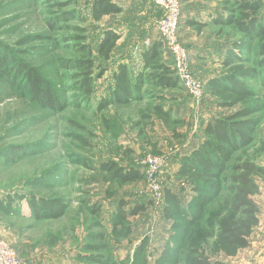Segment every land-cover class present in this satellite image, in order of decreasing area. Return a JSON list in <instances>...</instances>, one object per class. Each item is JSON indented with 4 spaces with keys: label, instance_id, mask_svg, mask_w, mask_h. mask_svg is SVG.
I'll return each instance as SVG.
<instances>
[{
    "label": "rangeland",
    "instance_id": "1",
    "mask_svg": "<svg viewBox=\"0 0 264 264\" xmlns=\"http://www.w3.org/2000/svg\"><path fill=\"white\" fill-rule=\"evenodd\" d=\"M69 1L0 0V43L13 56L37 68L65 103L62 111L44 109L0 76V154L11 146H22L27 152L15 163L0 159V196L32 193L60 197L69 204L62 218L42 222L31 217L27 201L19 203L20 214L0 212V228L6 240L25 264H85L81 255L89 253L87 245L91 242L104 244L115 264H131L135 259L145 261L144 264H159L167 247L181 253L175 254L176 261L164 264H187L186 255L194 246L233 264H264V180H260L262 193L255 197L262 228L255 229L248 248L228 257L218 240L209 236L213 224L221 219L217 216L221 198H215L202 219L190 225L186 232L174 230L173 221L166 220L161 208L154 206L120 221L116 215L121 201L127 203L126 208H131L134 203L152 199V192L145 179L123 184L112 180L100 167L102 162L114 160L125 168H142L146 155H160L166 158L159 175L161 187L171 185L179 189L176 170L182 157L203 139L205 124L215 115H227L256 104L262 106V111L256 114L261 120L257 140L237 153L236 158H254L264 165V68H260L261 76L247 80L253 95L233 107L220 106L217 96L210 92L198 101L183 88L162 90L148 84L142 100L100 110V101L110 97L111 64H105L109 68L96 78L94 94L88 102L77 88L75 71L61 69L58 62L81 55L76 50L77 43L83 41L80 37H86L87 42L96 46L103 29L112 25L125 31L119 46L129 42L125 46L126 57L133 55L128 61L139 69V51L143 43L149 45L159 37L162 13L146 14L153 7L149 0H117L125 7L123 13L94 21L89 3L92 0H73L72 4ZM227 1L236 0H181V43L189 48L202 45L204 57L206 51H211L208 61L191 53L192 72L204 82L228 71L221 65L216 50H220V59H223L227 47H232L241 34L225 27L219 35V27L213 24L198 32L195 27L185 25V21L189 18L209 21L212 16L227 13L223 8ZM74 9L81 13L84 21H58L62 13ZM261 15L264 17V7ZM134 23L138 27L127 34L128 26ZM53 24L57 26L54 28ZM80 27L86 32L80 31ZM141 29L147 38L140 43ZM195 37L199 39H195L196 42ZM136 41L139 46L131 48ZM254 50L251 61L243 65H255L264 57H260L264 55V38L257 42ZM112 61H124L122 52L116 51ZM161 95L166 99L158 98ZM157 105L172 112L171 120L156 113ZM192 195L191 190L181 192L186 206L193 199ZM95 206L98 212L92 213ZM128 227L131 231L126 233ZM102 232L104 242L91 240Z\"/></svg>",
    "mask_w": 264,
    "mask_h": 264
},
{
    "label": "trees",
    "instance_id": "2",
    "mask_svg": "<svg viewBox=\"0 0 264 264\" xmlns=\"http://www.w3.org/2000/svg\"><path fill=\"white\" fill-rule=\"evenodd\" d=\"M149 1L153 7L150 11L147 10L146 14L160 12L162 13L160 17H163L164 10L152 0ZM69 2L72 4L74 1ZM89 3L94 21H101L104 17L113 14H121L125 10V7L117 0H92ZM226 4L223 8L227 13L212 16L209 21L189 18L185 21V25L195 27L198 32H201L205 27L213 24L219 27V35L225 27L232 28L234 32L241 34L233 41L232 47H227L223 59H220V50H216L221 65L228 71L211 76L206 82L200 79L204 85L205 95L210 92L217 96L220 106L233 107L253 95L247 80L261 76L260 68H264V57H262L264 55H260L262 58L256 61L255 65H243L244 62L251 61L257 42L264 38V17L261 15L264 4L262 0H236L234 3L227 1ZM75 19L85 20L77 9L62 13L58 21L67 22ZM56 26L53 24L54 28ZM137 27L136 23L131 27L128 26L127 34ZM79 29L86 32L81 27ZM124 34V30H118L109 25L103 29L96 46L87 42L86 37H80L79 39L83 41L77 43L76 50L81 55L58 62L61 69L75 71L74 80L85 101L91 100L96 78L101 77L109 68L105 65L107 63L111 64L113 69V83L110 88V97L100 101L98 105L100 110L110 105H128L142 100L144 88L148 84L162 90H174L180 87L190 95L176 73L174 58L160 34L149 45L142 44L139 51L141 60L139 69L129 62L133 55L126 57L125 46L129 42L119 46ZM139 38H141L140 43L147 38L143 29ZM138 42H133L131 48L136 47L137 44L139 46ZM184 46L190 52V48L187 45ZM116 51L122 52L124 61H112ZM206 52L210 57L211 51ZM98 61L101 64H97ZM190 66L193 71L192 61ZM97 69L98 74H96ZM0 76L5 78L12 88L23 95H28L44 109L62 111L65 107L64 101L50 81L37 68L13 56L1 43ZM158 98L166 99L165 95ZM155 110L160 116L171 120V111L164 109L161 105H157ZM261 111L262 106L256 104L242 107L227 115L213 116L204 126L203 139L180 161L175 174L180 180L179 189L165 185L162 188L163 196L160 201H157L152 193V199L148 202L134 203L131 208H126L127 203L121 201L116 215L117 220L125 221L128 217L139 215L154 206L161 208L166 220L173 221L174 230L182 229L186 232L190 225L202 219L208 211L209 204L215 198H221L217 211V216L221 219L213 224L209 236L218 240L219 247L228 257L235 256L241 249L248 248L251 245V237L261 222L260 207L255 197L262 193L260 180H264V165L254 158L237 159L236 154L256 142L257 129L261 123L256 114ZM26 154L22 146H11L0 154V159L7 163H15ZM100 167L110 175L112 180L123 184L134 183L141 179L147 181L143 164L142 168L133 166L125 168L114 160H108L102 162ZM186 190H191L193 194V199L187 204L188 206L181 197V192ZM21 201L28 202L31 217L37 222L60 219L69 208L68 202L60 197L37 196L32 193L18 195L5 193L0 196V212L5 215L20 214ZM91 211L98 212V207H93ZM125 230L126 233L131 231L130 227ZM120 232L122 233L123 230L120 229ZM91 240L104 242L103 232L96 234ZM87 249L89 253L81 255L85 264H115L113 258L106 253L107 247L104 244L91 242L87 245ZM180 253L181 251L167 247L162 259L159 258L158 262L164 264L171 260L176 261L178 257L175 254L180 255ZM185 262L187 264H233L226 259L209 254L198 246L189 250ZM144 263L145 261L135 259L131 264Z\"/></svg>",
    "mask_w": 264,
    "mask_h": 264
},
{
    "label": "built area",
    "instance_id": "3",
    "mask_svg": "<svg viewBox=\"0 0 264 264\" xmlns=\"http://www.w3.org/2000/svg\"><path fill=\"white\" fill-rule=\"evenodd\" d=\"M164 10V16L158 23L160 36L165 41L175 61V70L180 77L186 91L200 101L205 95L203 82L194 76L190 62L191 56L179 38L180 21L183 5L181 0H152ZM166 158L160 155H147L142 164L146 170L147 182L150 191L157 201L162 199V187L159 175L163 171ZM0 264H25L14 246L6 240L0 230Z\"/></svg>",
    "mask_w": 264,
    "mask_h": 264
},
{
    "label": "crops",
    "instance_id": "4",
    "mask_svg": "<svg viewBox=\"0 0 264 264\" xmlns=\"http://www.w3.org/2000/svg\"><path fill=\"white\" fill-rule=\"evenodd\" d=\"M194 37V36H193ZM199 40L198 39V37H195V38H193V40H194V42H196V40ZM190 45V44H189ZM204 47L202 46V45H200V44H196V45H193V46H191L190 45V53H192V54H194V56L195 57H197V55H200V57H201V60H203V61H208L209 60V57H208V55H205V57H204ZM192 56V55H191ZM208 63V62H207ZM206 63V64H207ZM201 66H204V65H201ZM262 189V188H261ZM262 223L260 222V224H259V226L261 225ZM258 226V227H259ZM262 227H259V229H261Z\"/></svg>",
    "mask_w": 264,
    "mask_h": 264
}]
</instances>
